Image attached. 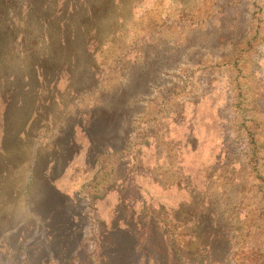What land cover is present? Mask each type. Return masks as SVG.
Returning <instances> with one entry per match:
<instances>
[{"label": "rangeland", "instance_id": "1", "mask_svg": "<svg viewBox=\"0 0 264 264\" xmlns=\"http://www.w3.org/2000/svg\"><path fill=\"white\" fill-rule=\"evenodd\" d=\"M94 5L0 0V264H147L125 225L206 193L263 230L264 0Z\"/></svg>", "mask_w": 264, "mask_h": 264}, {"label": "trees", "instance_id": "2", "mask_svg": "<svg viewBox=\"0 0 264 264\" xmlns=\"http://www.w3.org/2000/svg\"><path fill=\"white\" fill-rule=\"evenodd\" d=\"M72 1L77 6L74 7L71 14L83 16L93 23L98 14L105 12V7L99 9L94 5L99 0ZM115 1L111 0V4L113 5ZM108 15H110L109 11ZM62 29H65V27L63 26ZM91 33L95 35L96 29H90L89 33L86 34ZM2 45V40H0V50H2ZM0 63H2L1 57ZM5 72L0 71V75ZM16 72L19 73V70ZM235 150L234 147L227 148L230 155H234ZM261 168H263V165L255 163L253 168L255 171L252 169L250 174L256 172L255 174L259 175L258 172ZM222 195L223 193L219 194V197H222ZM216 202L206 193L201 205L189 206L188 209L183 210L178 209L170 213V220L167 219L164 210L142 209L136 226L137 235L136 233L133 234L134 231H131L129 226L125 225V227L127 231L129 229L132 232L136 241V251L145 258L147 264H198L196 258L198 249L205 250L209 240L215 241L219 248L227 247L225 255H229L232 248L235 249L233 256H228L227 264H264V229H253L254 225L251 220H254V218L248 214L242 222L236 220L235 227L240 225L239 229L234 228V226L228 228L229 217H223L220 211H217ZM235 208L236 206L233 210ZM258 213V220L260 222L264 221V206L258 208ZM116 229L117 227L114 226L110 230L114 232ZM240 241L243 244L240 245ZM245 241L247 243H244ZM248 244H253V247L244 246ZM158 254L163 256L161 258L157 257Z\"/></svg>", "mask_w": 264, "mask_h": 264}]
</instances>
